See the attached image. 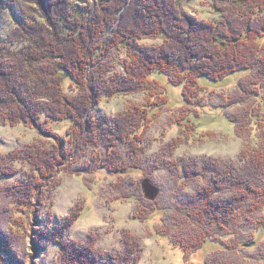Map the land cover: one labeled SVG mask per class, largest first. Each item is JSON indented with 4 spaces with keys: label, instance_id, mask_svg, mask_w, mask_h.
Masks as SVG:
<instances>
[{
    "label": "trees",
    "instance_id": "obj_1",
    "mask_svg": "<svg viewBox=\"0 0 264 264\" xmlns=\"http://www.w3.org/2000/svg\"><path fill=\"white\" fill-rule=\"evenodd\" d=\"M42 2H35L41 8L32 10L33 0H0V4L19 7L25 19L8 31L5 42H0V118L9 125L24 122L38 126V118L45 113L53 120H69L71 126L66 137L41 130L53 138L49 146L32 142L1 154L0 173L13 175L15 168L1 166L15 160H22L32 170L27 183L15 184L18 201L30 205L28 199L41 193L39 185L48 182L40 178L55 168L70 170L93 146L103 151L95 164L99 161L97 164L111 174L125 178L133 171L143 173L129 180L133 183L131 192H126V183L119 181L115 185L117 196L135 199L134 216L141 220L170 208V227H177V231L163 227L159 232L174 234L186 254L206 243L234 250L247 242L256 244L258 232H264V122L258 119L264 104L255 108L251 100L264 88V0H211L217 17L209 19L185 10L180 0ZM79 2L89 3L88 7H81ZM144 37H160L161 42H137ZM121 50L125 56L119 60L120 71L115 72L111 54ZM235 76L238 83L232 95L223 97L222 107L236 105L227 117L235 124L237 135L245 139L237 161L218 156L199 161L181 156L168 159L166 165L144 164L145 132L170 100L164 88L158 89L164 78L181 86L184 105L175 119L180 125L179 135L166 145L171 155L175 145L196 132L201 120L207 118L195 109L200 104V92L228 83ZM65 80L74 92L63 89ZM128 92H143L144 100L130 104L109 121L93 116L98 98ZM253 120L256 133H252ZM162 167L167 168L178 198L170 205H163L158 197L149 200L142 192L143 184ZM83 210L82 205L76 209L73 220ZM125 237L126 251L116 254V259L109 258L115 264H128L137 250L133 234ZM261 241L258 249L264 261ZM61 244L65 253L53 264H98L95 257L86 259L94 252L90 240ZM215 261H220L218 256Z\"/></svg>",
    "mask_w": 264,
    "mask_h": 264
},
{
    "label": "rangeland",
    "instance_id": "obj_2",
    "mask_svg": "<svg viewBox=\"0 0 264 264\" xmlns=\"http://www.w3.org/2000/svg\"><path fill=\"white\" fill-rule=\"evenodd\" d=\"M33 1L30 4L31 9H40L35 2L39 1L42 5V0ZM180 2L185 10L200 19L217 17L211 0ZM79 3L83 8L89 4ZM136 5L137 8L141 7V3ZM24 21L19 7L15 4H0V42H5L8 31ZM137 42L159 43L161 38L144 37ZM111 56L113 69L115 72L120 71L119 60L124 58L125 51H113ZM237 81L238 76H235L228 83L214 84V87L208 86L202 91L199 90V96H202L195 109L200 116L205 113L207 118H203L202 126H198L196 132L190 134L185 141L175 145L173 153L168 155L170 147L166 145L179 135L180 125L175 119L179 117L178 109L184 105L181 100V86H175L164 78L158 89L164 88L170 100L165 110H162L156 121L150 123L145 132L141 154L144 164L166 165L168 159L176 160L181 156H191L199 161L208 156L237 161V154L245 139L237 135L235 124L227 117L235 110L236 105L222 107L223 97L232 95ZM63 89L68 93L74 92L68 80L64 81ZM142 93L102 96L94 104L92 114L96 119L109 121L114 114L130 104L143 101ZM254 98L251 100L252 106L261 108L264 104V88H260ZM260 113L258 119L264 122V113ZM37 123L38 126L24 122L9 125L2 123L0 118V156L32 142L49 146L53 138L40 133L41 130L43 133L53 132L59 137H66V130L71 126L69 120H53L47 118L45 113H42ZM252 125V133H256L258 127L254 120ZM102 152V148L90 146L88 154L72 165L70 170L61 171L55 168L53 172L49 171V175L40 178L44 183L48 181L44 186L39 185L42 192L35 193L28 199L30 205L18 201L15 184L27 183L31 168L22 160L11 163L8 161L9 165L1 166L3 169L15 168L16 172L13 175L0 173V264H53L65 253L61 243H86L89 240L94 252L87 254L86 259L95 257L98 264L103 261L115 264V260H110L113 257L116 259V254L126 251L124 239L127 234H133L132 238H136L138 242L137 250L132 253L133 259L128 264H264L258 249L260 241L264 242V232H258L259 239L256 244L247 242L238 247V250L206 243L202 248L186 254L183 245L174 239V234L159 232V228L163 227H169L168 230L173 233L177 231V227H170L171 219L167 217L172 212L170 208L141 220L134 216L137 201L117 196L119 191L115 185L119 181L126 183V192H131L133 183L130 184L129 180L138 179L143 173L133 171L125 175V178L111 174L97 164L99 161L95 164L98 153ZM76 168L87 170L74 173L72 170ZM50 176L51 180L48 179ZM142 192L149 200L158 197L163 205H170L178 199L174 195L172 179L165 167L153 172L152 179L143 184ZM81 205L84 206L82 214L73 220L76 209ZM242 233L247 236L248 231L243 229ZM102 253L104 254L99 255ZM217 256L220 261H215Z\"/></svg>",
    "mask_w": 264,
    "mask_h": 264
},
{
    "label": "bare ground",
    "instance_id": "obj_3",
    "mask_svg": "<svg viewBox=\"0 0 264 264\" xmlns=\"http://www.w3.org/2000/svg\"><path fill=\"white\" fill-rule=\"evenodd\" d=\"M110 15V14H109ZM108 14H107V16H109ZM91 17V16H90ZM110 17V16H109ZM82 22V21H81ZM112 24V23H111ZM81 37V36H80ZM94 261V260H93Z\"/></svg>",
    "mask_w": 264,
    "mask_h": 264
}]
</instances>
